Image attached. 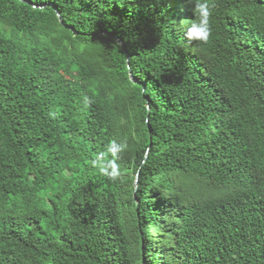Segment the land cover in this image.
Returning a JSON list of instances; mask_svg holds the SVG:
<instances>
[{
    "label": "trees",
    "instance_id": "16d2710c",
    "mask_svg": "<svg viewBox=\"0 0 264 264\" xmlns=\"http://www.w3.org/2000/svg\"><path fill=\"white\" fill-rule=\"evenodd\" d=\"M208 2L0 0V264H264V0Z\"/></svg>",
    "mask_w": 264,
    "mask_h": 264
},
{
    "label": "clouds",
    "instance_id": "9594fccd",
    "mask_svg": "<svg viewBox=\"0 0 264 264\" xmlns=\"http://www.w3.org/2000/svg\"><path fill=\"white\" fill-rule=\"evenodd\" d=\"M188 3L193 5V18L186 26L185 41L190 44L206 42L211 34L210 16L214 6L210 5L208 0H188ZM85 103H88L87 98ZM127 147L126 140H109L105 150L96 153L92 158V167L111 181H117L121 175L119 163L121 154Z\"/></svg>",
    "mask_w": 264,
    "mask_h": 264
},
{
    "label": "bare ground",
    "instance_id": "6f19581e",
    "mask_svg": "<svg viewBox=\"0 0 264 264\" xmlns=\"http://www.w3.org/2000/svg\"><path fill=\"white\" fill-rule=\"evenodd\" d=\"M44 10V9H43ZM33 107V106H32ZM30 108V107H29ZM116 131V130H115ZM118 137V136H117Z\"/></svg>",
    "mask_w": 264,
    "mask_h": 264
}]
</instances>
